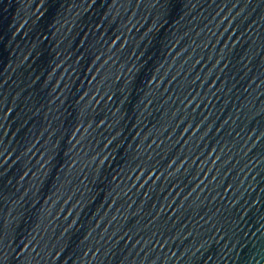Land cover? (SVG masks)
Returning <instances> with one entry per match:
<instances>
[{"label":"water","instance_id":"obj_1","mask_svg":"<svg viewBox=\"0 0 264 264\" xmlns=\"http://www.w3.org/2000/svg\"><path fill=\"white\" fill-rule=\"evenodd\" d=\"M0 264H264V0H0Z\"/></svg>","mask_w":264,"mask_h":264}]
</instances>
